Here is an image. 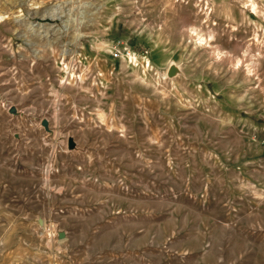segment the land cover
<instances>
[{
  "label": "rangeland",
  "instance_id": "obj_1",
  "mask_svg": "<svg viewBox=\"0 0 264 264\" xmlns=\"http://www.w3.org/2000/svg\"><path fill=\"white\" fill-rule=\"evenodd\" d=\"M249 1L0 0V264H264Z\"/></svg>",
  "mask_w": 264,
  "mask_h": 264
},
{
  "label": "bare ground",
  "instance_id": "obj_2",
  "mask_svg": "<svg viewBox=\"0 0 264 264\" xmlns=\"http://www.w3.org/2000/svg\"><path fill=\"white\" fill-rule=\"evenodd\" d=\"M247 1H249V0H247ZM247 6V5H246ZM208 9V8H207ZM256 9H257V6L255 5V3H253V1L252 0H250L249 1V4H248V10L250 11V12H253V13H255L256 12ZM257 11H258V9H257ZM206 14V13H205ZM207 17V16H206ZM189 29V28H188ZM188 32H189V35L191 36V37H193L194 38V41H195V43H197L198 45H203V43L205 44L206 42H207V39L205 38V37H203V35H201V33L196 29V28H190L189 30H188ZM215 56L216 57H219V56H221V52L220 51H216V53H215ZM241 60L240 59H236L235 61H234V65L235 66H239V65H241ZM247 69H246V72H252V71H250V69L249 68H251V67H249V66H247L246 67Z\"/></svg>",
  "mask_w": 264,
  "mask_h": 264
},
{
  "label": "water",
  "instance_id": "obj_3",
  "mask_svg": "<svg viewBox=\"0 0 264 264\" xmlns=\"http://www.w3.org/2000/svg\"><path fill=\"white\" fill-rule=\"evenodd\" d=\"M172 73V69H170V72H169V74H171Z\"/></svg>",
  "mask_w": 264,
  "mask_h": 264
}]
</instances>
